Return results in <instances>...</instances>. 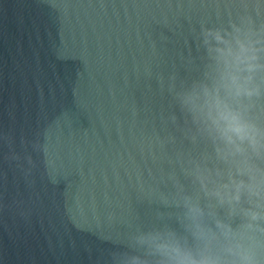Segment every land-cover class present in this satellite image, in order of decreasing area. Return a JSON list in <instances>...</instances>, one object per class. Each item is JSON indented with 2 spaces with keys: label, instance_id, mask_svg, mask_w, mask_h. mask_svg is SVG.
Segmentation results:
<instances>
[{
  "label": "water",
  "instance_id": "obj_1",
  "mask_svg": "<svg viewBox=\"0 0 264 264\" xmlns=\"http://www.w3.org/2000/svg\"><path fill=\"white\" fill-rule=\"evenodd\" d=\"M0 264H264V0H0Z\"/></svg>",
  "mask_w": 264,
  "mask_h": 264
},
{
  "label": "clouds",
  "instance_id": "obj_2",
  "mask_svg": "<svg viewBox=\"0 0 264 264\" xmlns=\"http://www.w3.org/2000/svg\"><path fill=\"white\" fill-rule=\"evenodd\" d=\"M234 130L239 134V133L243 132V127L240 125H237Z\"/></svg>",
  "mask_w": 264,
  "mask_h": 264
}]
</instances>
